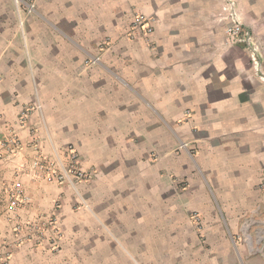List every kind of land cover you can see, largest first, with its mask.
<instances>
[{
    "label": "crops",
    "instance_id": "1",
    "mask_svg": "<svg viewBox=\"0 0 264 264\" xmlns=\"http://www.w3.org/2000/svg\"><path fill=\"white\" fill-rule=\"evenodd\" d=\"M222 2L38 0L19 17L0 0V123L22 145L13 164L73 144L98 171L80 186L88 208L68 185L12 177L32 198L21 214L47 216L60 199L63 239L57 251L51 233L18 243L6 205L0 264H264V84L242 45H219ZM137 13L152 33L131 30Z\"/></svg>",
    "mask_w": 264,
    "mask_h": 264
},
{
    "label": "built area",
    "instance_id": "2",
    "mask_svg": "<svg viewBox=\"0 0 264 264\" xmlns=\"http://www.w3.org/2000/svg\"><path fill=\"white\" fill-rule=\"evenodd\" d=\"M38 0H14L16 11L20 17L22 12L32 14L37 12L36 4ZM221 16L226 20L225 45L234 46L240 44L249 52L250 59L255 67L259 66V46L251 31L245 26L239 15L237 0H223L221 5ZM22 25V21L20 20ZM131 30H140L150 34L154 30L153 18L146 14L137 13L131 22ZM99 57L92 59V62L99 61ZM21 142L16 134H10L4 141H0V155L8 148L12 153L21 149ZM181 148H186L187 143H181ZM31 170L34 179L47 177L51 182L64 183L70 182L75 187V180L86 181L96 175L95 171H87L80 167L79 156L75 149L70 148L66 152V159L63 160L56 152L54 156H48L38 148L36 154L30 159L28 164L22 161L18 167V172ZM264 188V181L261 183ZM7 210L9 213L16 214L21 207L29 205L32 202L23 183L18 179L13 180L7 185ZM193 220L199 224L200 217L194 214ZM58 222L56 218H45L37 223L25 220L14 226L15 236L18 243L26 241L41 242L45 239L47 230L52 229L56 233L53 239V249L58 248L61 241V235L58 232Z\"/></svg>",
    "mask_w": 264,
    "mask_h": 264
},
{
    "label": "rangeland",
    "instance_id": "3",
    "mask_svg": "<svg viewBox=\"0 0 264 264\" xmlns=\"http://www.w3.org/2000/svg\"><path fill=\"white\" fill-rule=\"evenodd\" d=\"M14 3V0H13ZM237 4L239 7V14L240 17L242 18V21L244 22L245 26L251 31L252 35L254 36L258 46H259V66L255 67V64H253L252 60L250 59L249 56V52L245 49L244 46H241V48L247 53L248 57H249V62L251 64V69H252V73L254 75V77L256 79L259 80V82H261L262 84H264V0H237ZM14 9L15 12L16 11V7L14 4ZM18 14V13H17ZM225 40H223L222 42L219 43L220 46H225V47H231V46H227L225 45ZM236 46V45H235ZM91 58L87 59V62H91ZM34 111H42L41 110V105L38 102L37 104H29L26 105L24 107V109L22 110V112L19 115V120H20V124L21 125H26V123L28 122V119L31 115L32 112ZM13 128L10 126L8 127L7 125H4V123H0V132H3V134H5L4 136H2V138H0V141H4L7 137H9V134H15L14 131H12ZM197 130L196 126H192L191 127V131L193 133H195ZM6 132V133H4ZM1 134V133H0ZM187 143V147L186 148H181L180 144L181 143ZM34 145V144H33ZM191 144L188 141H180L179 142V146H178V150L179 151H188L189 150V146ZM37 148V147H36ZM70 148H73L76 150L78 156H79V163H80V167L87 170V171H95L96 175L93 176L92 178L87 179L86 181L84 180H79L76 179L75 180V187L68 181H65L64 183H56L59 186H63V185H68L72 188V190L75 192V194L77 195V197L80 200V205L81 206H85V207H89L88 203L86 202V200L84 199L80 186L83 185H88L90 184L91 181L95 180L98 177V171L96 169L93 168H85L80 160V156H81V152L78 150V148H76L73 144H70L67 149L69 150ZM12 153L10 149L6 148L2 154L0 155V215L3 213V209L4 207L7 205V185L9 182H11L13 180L12 177L17 178V174H18V166H15L12 162L13 158L15 157L14 155L16 154ZM54 152L50 153L53 154ZM151 158V163L156 162L160 159L159 154L156 151H151L150 152V156ZM63 160L66 159V157L62 158ZM97 171V172H96ZM26 175L30 176L32 179H34L32 177V175H34L33 173H31V170H27L25 172ZM41 179H47V177H42ZM48 180V179H47ZM50 181V180H48ZM174 182L177 186V189H186L188 187V182L184 179H178V181L176 182L175 178H174ZM263 182V181H262ZM260 189L264 190V188L262 187V184H258L257 185ZM29 194V193H28ZM264 202V201H263ZM60 199H57L53 202V210H57V208L60 207ZM22 211V207L18 210V212L16 214H6L8 221H12L13 222V231H14V226L16 224L22 223L25 220H29L32 223H37L45 218H56L58 224V232L61 235V239H63V233L59 227V218L56 215L55 211L51 212L50 214L46 215H42L40 217H31V216H27L26 213L21 214ZM194 214H197V212H194ZM191 219V221L193 222V224L195 225V228L199 231H201L203 228V218L200 216V220H199V224H197L194 220L192 215H189ZM52 234L51 236V240L55 239L54 237H56V233L55 231H53L52 229H49L46 231L45 233V238H49V234ZM15 234V231H14ZM58 248L53 249V251H57Z\"/></svg>",
    "mask_w": 264,
    "mask_h": 264
}]
</instances>
